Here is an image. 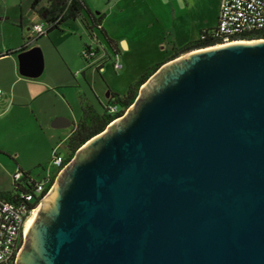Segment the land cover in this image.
<instances>
[{
  "label": "water",
  "instance_id": "1",
  "mask_svg": "<svg viewBox=\"0 0 264 264\" xmlns=\"http://www.w3.org/2000/svg\"><path fill=\"white\" fill-rule=\"evenodd\" d=\"M50 189L15 264H264V38L162 63Z\"/></svg>",
  "mask_w": 264,
  "mask_h": 264
},
{
  "label": "crops",
  "instance_id": "2",
  "mask_svg": "<svg viewBox=\"0 0 264 264\" xmlns=\"http://www.w3.org/2000/svg\"><path fill=\"white\" fill-rule=\"evenodd\" d=\"M2 1L4 6L0 7V136H53L55 134H61L66 140L67 136L73 130L80 113L76 115L73 112V100L69 97L71 95H68L71 92L65 91L64 89L69 86L79 87L80 80H77V78L79 73L81 75L83 74V70L81 66L77 65L72 50L71 52L67 51L62 53L56 43H54L53 47L56 50L49 47L47 39L52 35H55L54 38L56 39V36L59 34L52 33V30L47 34L39 36L32 35L30 27L33 23L36 24L34 21L36 17L38 19L40 18L31 9V2L29 3L31 17H27L25 11L21 8V0H11V5L6 0ZM106 1L110 3L112 1L114 2L116 13L127 16L126 19H129L131 23L142 25V31H145L142 36L146 35L152 39L151 44L153 45L154 52L152 54L153 63L163 61L167 58L171 52V46L182 45L189 40H193L197 37L199 30L207 29L197 25L193 20H184L188 15H191V10L195 4L200 8V12L204 10V6L206 5L205 0ZM83 2L88 10H90L87 0H83ZM43 3V1H40L38 5ZM103 17H105V14L100 19V25L105 35L116 47L112 33L107 30L103 23ZM66 22L60 24L58 29H60L61 25H67L68 23ZM81 25L79 23V27L76 26L77 30H69L67 33V35L71 36V43L78 45L77 48L80 57L84 44L95 45V42L99 43L97 38H95L96 41L84 42L86 33ZM41 36L42 38H39ZM72 37L76 38L79 44H76L77 42ZM33 38H35L34 43L24 49L34 45H39L42 48V76L40 74L36 78L25 77L18 73L16 54L19 51L6 53L8 50H16L21 45L27 44ZM164 38H167L169 42V50L161 52L162 50H158V45L164 43ZM119 41L122 43V49H128V42L125 37L117 39V42ZM111 51L114 55L117 54L112 48ZM104 58L98 49V53H96L91 62L95 65V68L98 66L96 70L103 71ZM76 92L78 93L77 100L80 108L81 102L79 97L82 96V93L80 91ZM108 96L109 93L105 96V100ZM92 105L97 107L94 104ZM57 116L67 118L69 120L68 126L51 127V120ZM18 168L22 170L21 167ZM0 190L7 189L0 188Z\"/></svg>",
  "mask_w": 264,
  "mask_h": 264
},
{
  "label": "rangeland",
  "instance_id": "3",
  "mask_svg": "<svg viewBox=\"0 0 264 264\" xmlns=\"http://www.w3.org/2000/svg\"><path fill=\"white\" fill-rule=\"evenodd\" d=\"M6 1L11 5L13 0ZM2 2L0 0V7L4 6ZM30 2L31 0H21V8L25 11L27 17H31L29 10ZM87 2L89 3L92 14L97 17L99 16L101 19L102 15L105 14L103 23L107 30L112 33L115 40L117 61L121 64V68L118 70L112 68V62L115 61V56L111 48L100 37H97V40L99 41L100 54L105 57L103 59V71L96 70L94 64L87 65V62L80 57L78 54V45L71 43V36L67 35L69 30H77L76 26L79 27V23L82 24L80 18L74 20V22L67 21V25H61L60 29L52 31V33L59 35L56 36V39L54 38L55 35L49 36L50 38L47 39L49 47L53 48L54 43H56L62 53L67 51L71 52L72 50L77 65L81 66L83 70V74L81 75L79 73L77 78V80H80V86H69L64 89L65 91L71 92L68 95H71L69 97L73 100V112L76 115L80 113L77 100L78 93L76 91L82 93L86 102H91L98 106L99 102L105 100L106 92L111 91L121 94L127 85L132 83L135 77L142 73L145 67L152 65L154 61L152 55L154 53L153 45L151 44L152 39L146 35L142 36L145 33V31H142V25L131 23L129 19H126L127 16L116 13L113 1L110 3L106 0H87ZM205 3L204 10L201 12L197 4L193 5L194 8L191 10V15H188L184 20H193L194 23L204 28L213 27L219 7L218 0H205ZM34 21L35 23L41 24L44 28L46 27V24L41 19L36 17ZM81 26L83 27V24ZM120 37H125L128 42V49H122L121 41L117 42V39ZM39 38H42V36ZM72 39L77 42L76 44H79L76 38L72 37ZM91 40L96 41L95 37L90 39L84 36V42L89 43ZM168 45L167 38H164V43L158 45V50H162L161 52L169 50ZM36 46L39 47L43 59L42 48L39 45ZM53 49L56 50V48ZM125 110L122 114L125 113ZM64 140L61 134H55L53 136H0V188L12 189V175L17 171V167H21L23 171L29 172L31 178L37 181L41 180L47 174H52L56 170V167L50 163L52 150L54 149L63 158L66 154ZM54 180L55 176L51 184L54 183Z\"/></svg>",
  "mask_w": 264,
  "mask_h": 264
},
{
  "label": "trees",
  "instance_id": "4",
  "mask_svg": "<svg viewBox=\"0 0 264 264\" xmlns=\"http://www.w3.org/2000/svg\"><path fill=\"white\" fill-rule=\"evenodd\" d=\"M40 1L43 4L38 5ZM31 9L35 11L37 16L46 24L44 33L47 34L54 29H58L59 25L66 21H73L76 18H80L84 27V32L89 38H102L105 43L117 53L114 43L105 35L101 25L100 17L95 16L86 7L83 0H32L30 3ZM216 25V24H215ZM215 26L207 29H201L198 31L197 37L193 40H189L180 46H171V52L167 58L163 61L153 63L147 67L142 73L135 77L132 83H130L124 92L121 94L109 91V96L105 102H99L97 107H94L91 103L86 102L83 96H80V114L75 123V126L71 133L64 141V147L66 154L63 157V162L66 163L73 156L76 149L82 145L87 139L93 135L101 132L105 126L113 119L120 116L124 110L133 102L139 86L165 61H168L182 53H186L191 50L212 46L222 42V39L214 34ZM42 35V34H41ZM39 36V35H38ZM264 38V32H252L247 34H241L234 36L231 39H257ZM34 39H31L27 44L21 45L16 50H8L6 53L16 52L24 49L28 45L34 43ZM88 47L84 44L83 49ZM82 49V50H83ZM96 53L98 50L95 48ZM81 57L87 62V65H92V57H88L86 54L81 53ZM98 69V67H96ZM110 106H114L115 109L111 110ZM57 154V153H56ZM21 171V177L18 180H12V189L0 190V197L14 201L16 200L17 193L26 192L31 190L37 180L31 178L29 172ZM58 169H56L51 175L50 179L45 183L43 193L49 187L53 177L56 175Z\"/></svg>",
  "mask_w": 264,
  "mask_h": 264
},
{
  "label": "built area",
  "instance_id": "5",
  "mask_svg": "<svg viewBox=\"0 0 264 264\" xmlns=\"http://www.w3.org/2000/svg\"><path fill=\"white\" fill-rule=\"evenodd\" d=\"M30 28L34 36L44 33L41 24H33ZM215 28L214 34L222 39L218 44L236 40L231 38L241 34L264 32V0H220ZM95 48L99 49V43L88 45L81 53L92 57V60L96 55ZM114 56L112 68L120 69L117 54ZM110 109L114 110L115 107L110 106ZM50 163L58 169L56 177L68 161L64 163L63 158L53 149ZM20 177L21 171L17 169L12 175V180H18ZM50 177L51 175L47 174L37 181L31 190L18 192L14 201L0 197V264H15L16 255L24 240L25 222L50 189L52 181L43 193L45 183Z\"/></svg>",
  "mask_w": 264,
  "mask_h": 264
},
{
  "label": "bare ground",
  "instance_id": "6",
  "mask_svg": "<svg viewBox=\"0 0 264 264\" xmlns=\"http://www.w3.org/2000/svg\"><path fill=\"white\" fill-rule=\"evenodd\" d=\"M52 191V189L49 190V192L47 193V195L44 196V198L41 200V202L38 204V206L33 210L32 214L27 218L25 224L27 223V221L29 220V218L34 214V212L39 208V206L43 203V201L46 199V197L49 195V193ZM24 230H25V225H24Z\"/></svg>",
  "mask_w": 264,
  "mask_h": 264
},
{
  "label": "flooded vegetation",
  "instance_id": "7",
  "mask_svg": "<svg viewBox=\"0 0 264 264\" xmlns=\"http://www.w3.org/2000/svg\"><path fill=\"white\" fill-rule=\"evenodd\" d=\"M23 244V243H22Z\"/></svg>",
  "mask_w": 264,
  "mask_h": 264
}]
</instances>
